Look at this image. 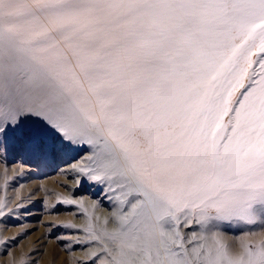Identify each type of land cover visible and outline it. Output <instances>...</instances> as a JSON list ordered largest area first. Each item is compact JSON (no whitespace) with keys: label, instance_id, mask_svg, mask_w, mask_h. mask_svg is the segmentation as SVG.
<instances>
[{"label":"snow or ice","instance_id":"obj_1","mask_svg":"<svg viewBox=\"0 0 264 264\" xmlns=\"http://www.w3.org/2000/svg\"><path fill=\"white\" fill-rule=\"evenodd\" d=\"M86 146L109 264H264L213 231L264 223V0H0V148Z\"/></svg>","mask_w":264,"mask_h":264},{"label":"rangeland","instance_id":"obj_2","mask_svg":"<svg viewBox=\"0 0 264 264\" xmlns=\"http://www.w3.org/2000/svg\"><path fill=\"white\" fill-rule=\"evenodd\" d=\"M65 154L41 163L22 148H0V264H109V251L114 242L106 232L96 229L84 232L77 228L76 222L83 218L76 212L81 204L73 201L70 207L64 205L67 201L63 195L68 184L60 181L65 177L62 167L82 152L69 160L62 159ZM91 188L82 194L76 193L75 197L84 196ZM84 198L82 205L88 202ZM52 205L56 208L47 209ZM216 230L221 232L222 241L234 250H239L241 242L264 240V223L260 221L255 224L217 222L213 231ZM193 231L199 236L209 235L195 224L191 230L184 229L188 237ZM81 235L90 237L91 241L81 243Z\"/></svg>","mask_w":264,"mask_h":264},{"label":"bare ground","instance_id":"obj_3","mask_svg":"<svg viewBox=\"0 0 264 264\" xmlns=\"http://www.w3.org/2000/svg\"><path fill=\"white\" fill-rule=\"evenodd\" d=\"M81 152L82 155L77 159L70 160L68 164L62 167V173L65 177L60 178V181L68 184L67 192L63 190L66 192L63 196L65 201H67L64 205L70 207L74 205L73 201L81 204L76 212L81 214V217H83L81 219L83 220L79 219V222H76V226L82 231L87 232L88 229H96L104 234L106 232V235L113 233L119 227L121 216L129 210L126 199H130V197H126L125 195L127 189L120 188L117 184L111 182L101 184L90 179V176L94 174L91 170L97 168L96 155H94L91 147L86 146L70 149L68 152H65L66 154L62 159L69 160V158H73V156ZM90 186H92L91 191L87 194L78 198L75 197L76 193L80 192L82 194L84 190H88ZM113 188H115L116 191H113ZM58 190L60 193H63L60 189ZM84 197H86L88 202H84L82 205L81 201L85 200ZM48 208L54 209L56 206H47V209ZM65 217H69V215ZM108 223H110V226L107 225ZM39 238L40 236H38V239ZM82 239L83 240L80 242L85 244L91 241V238L87 236H82Z\"/></svg>","mask_w":264,"mask_h":264}]
</instances>
